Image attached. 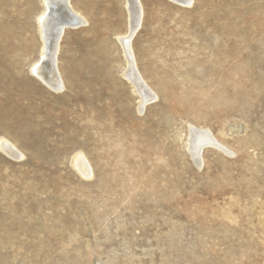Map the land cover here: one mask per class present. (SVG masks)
<instances>
[{
	"label": "rangeland",
	"instance_id": "374dc122",
	"mask_svg": "<svg viewBox=\"0 0 264 264\" xmlns=\"http://www.w3.org/2000/svg\"><path fill=\"white\" fill-rule=\"evenodd\" d=\"M71 2L54 92L42 0H0V142L23 155L0 150V264H264V0H140L142 109L126 0ZM191 127L217 142L198 165Z\"/></svg>",
	"mask_w": 264,
	"mask_h": 264
},
{
	"label": "bare ground",
	"instance_id": "6f19581e",
	"mask_svg": "<svg viewBox=\"0 0 264 264\" xmlns=\"http://www.w3.org/2000/svg\"><path fill=\"white\" fill-rule=\"evenodd\" d=\"M170 1L179 3L183 6H189L193 3V0ZM42 2L44 5V12L39 17L38 21L39 34L42 41V53L40 60L33 66L31 72L50 90L61 92L64 89V82L57 66V54L60 40L67 29H78L85 25L86 20L73 8L71 0H42ZM126 3L129 13L128 32L124 37L119 39L128 64L124 72V77L130 80L137 90L141 98L140 108L142 109L147 103L154 99L151 90L136 69V61L131 48L133 35L137 27H140L138 24L141 23L142 4L140 0H126ZM216 143V140L210 132L193 127L190 128L188 149L196 164H200L201 162L204 147L207 145H215ZM0 150L12 159H21L23 156L14 145L5 139L0 142ZM77 156L75 163L76 168L83 176L90 177L92 172L87 165L85 157L83 155Z\"/></svg>",
	"mask_w": 264,
	"mask_h": 264
}]
</instances>
